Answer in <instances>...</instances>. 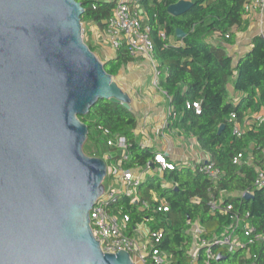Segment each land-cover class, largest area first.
I'll list each match as a JSON object with an SVG mask.
<instances>
[{
  "label": "water",
  "instance_id": "water-1",
  "mask_svg": "<svg viewBox=\"0 0 264 264\" xmlns=\"http://www.w3.org/2000/svg\"><path fill=\"white\" fill-rule=\"evenodd\" d=\"M83 12L75 0H0V264H133L103 253L90 227L107 165L83 152L79 117L98 101L130 111L131 99L84 42Z\"/></svg>",
  "mask_w": 264,
  "mask_h": 264
},
{
  "label": "trees",
  "instance_id": "trees-1",
  "mask_svg": "<svg viewBox=\"0 0 264 264\" xmlns=\"http://www.w3.org/2000/svg\"><path fill=\"white\" fill-rule=\"evenodd\" d=\"M75 1L84 9L81 23L99 29L104 28L116 4L99 0ZM178 1L139 0L138 3L147 17L154 43L153 58L160 71L156 85L169 99L172 113L176 115L172 126L177 125L183 134L196 139L222 177L214 189L202 174L187 167L173 168L164 171L161 177H147L136 190L137 204H131L129 197L122 196L116 206L128 216L125 232L128 236L133 237L140 225H146L151 231H163L156 249L166 254L167 264H189L192 238L188 234V221L199 222L209 237L226 227L231 215L238 214L243 218L248 215L251 225L264 235V188L254 187L256 168L264 171L260 154L264 147V122L242 126L241 135H233L235 124H242L246 117L264 109V37H254L250 50L233 64V58L227 55L224 46L211 45L206 39L217 34L226 44L233 45L236 33L244 32L248 27L243 18L247 0H189L192 8L179 17H172L167 8ZM177 29L185 37L181 45L172 46L168 37L175 36ZM160 32L164 33L165 40L159 38ZM86 45L94 52V46ZM133 61L123 46L102 64L105 72L116 78ZM163 68L166 70L164 76ZM235 95L238 97L234 98ZM188 103L198 104L199 114L191 106L186 109ZM231 115L235 116L234 121H230ZM79 120L88 128L83 146L87 156L102 159L106 154L114 153L115 159L120 157L118 149L106 145V139L98 131L102 126L113 136L125 139L128 153L125 169L143 168L153 162L156 152L140 146L136 140L138 118L131 110L98 101ZM222 126L224 128L218 134ZM89 148L91 152L87 153ZM238 154L243 158L239 164H233ZM210 188L215 197L219 192L228 195L221 205L232 206L233 211L228 216L211 214L208 207ZM246 192L251 198L241 196ZM163 203L168 211L157 212ZM217 254H221V259L213 264H264L263 245L250 249V259L243 251Z\"/></svg>",
  "mask_w": 264,
  "mask_h": 264
},
{
  "label": "built area",
  "instance_id": "built-area-1",
  "mask_svg": "<svg viewBox=\"0 0 264 264\" xmlns=\"http://www.w3.org/2000/svg\"><path fill=\"white\" fill-rule=\"evenodd\" d=\"M139 0H119L116 2L110 17L105 21L103 28L102 43H108L115 52L126 46L131 57H143L155 63V77H158L156 62L153 58L154 43L150 36V28L144 24V18L139 7ZM244 21L264 23V0H247L244 5ZM259 36L264 37V31H260ZM84 37V36H83ZM159 38L165 40L163 32L159 33ZM225 38H228L227 36ZM84 39V38H83ZM166 71V70H165ZM190 106L199 114L198 104H187L186 109ZM170 109L168 114L173 117L175 114ZM259 115V116H258ZM235 116L231 115L230 121H234ZM256 122H264V109L256 113ZM245 124L237 123L233 128V135L239 137L242 132V126ZM245 126V125H244ZM98 131L106 139V145L110 148H116L121 155L115 161L110 157L104 156L102 159L107 165L105 180L109 182V186H104V192L95 202L89 212L90 227L94 239L99 242V248L103 253L115 254L119 250H123L129 254L133 264H167L166 254L156 249L162 239L163 231H151L149 228L136 229L134 234L137 236L130 237L126 232V224L128 216L123 214L116 206L122 196L130 198L131 204H137L139 201L136 195L137 188L142 184L143 178L138 176L141 170L148 171L154 176L156 173H162L166 170H173L177 166L169 162L162 154H155L153 159L154 168L148 166L137 168L134 170L125 169L124 164L128 161V153L126 150V141L123 137L113 136L110 131L102 126L98 127ZM261 158L264 160V147L260 150ZM242 154H238L233 164H239L242 160ZM111 162V165L109 163ZM250 162L251 159H250ZM193 172L205 176L211 188L215 189L217 182L221 179L222 173L210 161L209 157L199 165L190 168ZM153 172H155L153 174ZM166 187H170L166 184ZM254 187L256 189L264 188V171L256 168V176L254 179ZM210 188L211 199L208 207L211 214H219L228 216L233 208L231 205L221 206L224 198L228 195L225 192H219L215 197L213 190ZM243 196V194H241ZM199 200H196L198 203ZM167 206L163 203L157 208V212H167ZM230 223L224 227L219 233L212 234L209 237L205 235V229L199 222H190L188 234L192 238L191 248L188 252L189 264H213L217 261L218 252L226 254H234L243 251L248 255L250 249L255 245L264 246V235L249 222L248 215L244 218L238 214L230 216ZM139 241L143 242L139 245ZM145 242V246H144ZM201 251L203 257L200 258ZM254 264V263H251Z\"/></svg>",
  "mask_w": 264,
  "mask_h": 264
},
{
  "label": "crops",
  "instance_id": "crops-1",
  "mask_svg": "<svg viewBox=\"0 0 264 264\" xmlns=\"http://www.w3.org/2000/svg\"><path fill=\"white\" fill-rule=\"evenodd\" d=\"M106 2H118L119 0H99ZM189 1V0H186ZM144 18V24L147 25V17L140 9ZM248 22V27L244 32H238L235 36L233 45H228L217 34H213L206 39L211 45L224 46L227 55L233 58V64L243 57L251 48V42L254 37L259 36L260 31H264V23L258 21ZM103 29L92 24H86L84 39L90 45L98 48L105 60L114 57L115 52L108 43H102ZM182 40L176 36H169L168 42L172 46H179ZM155 63L143 57H135L134 61L126 65L116 77L118 86L127 92L131 99V111L138 118V125L135 129L136 140L142 147L151 148L153 151L162 153L169 162L174 163L177 168H191L204 162L208 156L198 146L195 138L183 134L177 125L172 126L175 117H170L168 112L171 109L169 99L157 88V78L154 71ZM157 66V65H156ZM159 73L160 71L157 70ZM162 75H165V69H161ZM232 91L231 87H229ZM235 95L234 98H237ZM259 116V115H258ZM245 126L256 124V113L244 119ZM243 125V126H244ZM121 155V152H118ZM112 161L116 159L115 154H106ZM138 169L134 170L137 173ZM155 172H153L154 174ZM141 175L143 181L152 176L148 171L141 170L137 173ZM155 175H161L160 172ZM154 200L156 198L154 197ZM148 228L146 225H140L137 229ZM134 236H136L134 234ZM137 238V236H136ZM143 242L139 241V245ZM145 246V242H144Z\"/></svg>",
  "mask_w": 264,
  "mask_h": 264
},
{
  "label": "rangeland",
  "instance_id": "rangeland-1",
  "mask_svg": "<svg viewBox=\"0 0 264 264\" xmlns=\"http://www.w3.org/2000/svg\"><path fill=\"white\" fill-rule=\"evenodd\" d=\"M86 30V24L85 23H82V37H83V35H84V31ZM84 38V37H83ZM87 44H89V42H87L85 39H83ZM92 46V45H91ZM95 47V46H94ZM95 55H96V57L98 58V60L101 62V63H103L104 61H105V58L103 57V55L100 53V51L98 50V48H96L95 47V49H94V52H93ZM116 78H114V80H115ZM89 152H91V148H89L88 149V152L87 153H89ZM107 163H109V162H107ZM109 165H111V162L109 163ZM103 185L104 186H106V187H108L109 186V182H107V180L105 181V182H103Z\"/></svg>",
  "mask_w": 264,
  "mask_h": 264
}]
</instances>
